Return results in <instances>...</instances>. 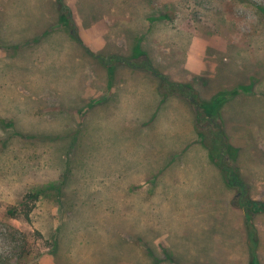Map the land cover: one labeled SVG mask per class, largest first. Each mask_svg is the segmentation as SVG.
Wrapping results in <instances>:
<instances>
[{
  "label": "rangeland",
  "instance_id": "374dc122",
  "mask_svg": "<svg viewBox=\"0 0 264 264\" xmlns=\"http://www.w3.org/2000/svg\"><path fill=\"white\" fill-rule=\"evenodd\" d=\"M0 256L264 264V0H0Z\"/></svg>",
  "mask_w": 264,
  "mask_h": 264
},
{
  "label": "trees",
  "instance_id": "16d2710c",
  "mask_svg": "<svg viewBox=\"0 0 264 264\" xmlns=\"http://www.w3.org/2000/svg\"><path fill=\"white\" fill-rule=\"evenodd\" d=\"M65 25H67L66 22H65ZM74 26H75V25H74L73 23H69V24H68V28H69V30H70L72 36H73L74 38H76V39L79 41V43L82 44V41L79 40V37L77 36V34H76V32H75V28H74ZM38 195H39V193H36V196H32V197H37ZM30 198H31V196H30ZM30 200H33V199H30ZM26 205H27V203H24V206H26ZM23 211H25V210H23ZM23 213H24V212L20 211L19 208H17V207H11V208H9V209L6 211V215H7L9 218L17 219V218L20 217V215H24V216L26 217L25 220H26L27 222H31V218H30L29 212H25V214H23ZM5 262H6V260H4L2 256H0V264H5Z\"/></svg>",
  "mask_w": 264,
  "mask_h": 264
}]
</instances>
